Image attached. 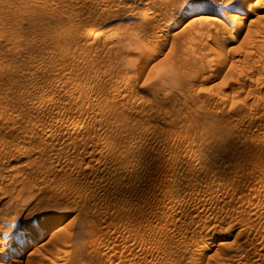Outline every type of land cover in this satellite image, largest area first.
<instances>
[{
	"label": "rangeland",
	"instance_id": "374dc122",
	"mask_svg": "<svg viewBox=\"0 0 264 264\" xmlns=\"http://www.w3.org/2000/svg\"><path fill=\"white\" fill-rule=\"evenodd\" d=\"M184 6L0 0V264H264V0Z\"/></svg>",
	"mask_w": 264,
	"mask_h": 264
},
{
	"label": "bare ground",
	"instance_id": "6f19581e",
	"mask_svg": "<svg viewBox=\"0 0 264 264\" xmlns=\"http://www.w3.org/2000/svg\"><path fill=\"white\" fill-rule=\"evenodd\" d=\"M198 2H200V1H196V2H194L193 4L195 5H197V4H199ZM184 7H186V6H184ZM183 8V7H182ZM187 8V7H186ZM139 12V11H138ZM220 12H222V11H220ZM140 13H141V15L142 16H148V14L150 13L147 9H141V11H140ZM248 12L247 11H239L238 13L236 12V13H233L232 15H231V17H232V23H231V27H232V29L235 31V32H231L230 31V35H229V40L228 41H230L231 42V40L233 41V39H235V34H237L236 32L239 30V29H241V27L243 26V21L246 19V17L248 16ZM262 17V16H261ZM198 18V17H197ZM196 18V19H197ZM200 19H201V21H205V22H208V23H214V21H217V19L218 18H216V14H201L200 15V17H199ZM199 19V20H200ZM262 21V20H261ZM205 22H203V23H205ZM206 24V23H205ZM188 25V23H183V25H182V28H184L185 26H187ZM231 29V30H232ZM232 30V31H233ZM227 42V41H226ZM230 187V186H229ZM222 189H224V188H222ZM233 189V188H232ZM249 197V196H248ZM248 199V198H247ZM12 219H14V218H12ZM31 220V226L25 231V233H24V235L26 236L25 237V239H24V241H23V239H22V241H21V243H22V245L24 246V247H27V246H29L32 242H36L37 240H39V239H41V238H43L44 236H45V234H46V231L48 230V229H50L51 227H53L55 224H57V222L60 220V218H58V217H55L54 215H39V217H37V218H33V219H30ZM29 222V221H28ZM27 222V223H28ZM28 224H30V223H28ZM27 224V225H28ZM27 228V227H26ZM22 230H24V229H22ZM23 234V233H22ZM21 238H22V236H21ZM20 243V244H21ZM42 244H44V243H42ZM41 245V244H40ZM38 248V247H37ZM36 250H38V249H35V251ZM32 251V250H31ZM34 252V251H33ZM32 253V252H31ZM31 253H29V254H31ZM35 253V252H34ZM32 255H33V253H32ZM41 259H42V257H41Z\"/></svg>",
	"mask_w": 264,
	"mask_h": 264
},
{
	"label": "snow or ice",
	"instance_id": "6c2138e0",
	"mask_svg": "<svg viewBox=\"0 0 264 264\" xmlns=\"http://www.w3.org/2000/svg\"><path fill=\"white\" fill-rule=\"evenodd\" d=\"M189 2H190V0H185V6L188 5ZM255 2H256V0H255ZM194 6H195V5H194ZM221 7H223V5H221ZM201 91H204V90L202 89ZM0 247H2V245H0Z\"/></svg>",
	"mask_w": 264,
	"mask_h": 264
}]
</instances>
